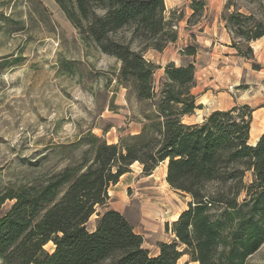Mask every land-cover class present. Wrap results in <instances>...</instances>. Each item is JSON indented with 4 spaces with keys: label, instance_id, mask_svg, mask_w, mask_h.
<instances>
[{
    "label": "trees",
    "instance_id": "16d2710c",
    "mask_svg": "<svg viewBox=\"0 0 264 264\" xmlns=\"http://www.w3.org/2000/svg\"><path fill=\"white\" fill-rule=\"evenodd\" d=\"M53 1L83 40L121 63L119 79L131 82L135 98L149 109L138 135L109 145L87 134V149L73 166L0 187V264H178L183 256L197 264H246L264 244V133L249 144L253 110L234 106L185 123L201 109L192 94L191 63L167 64L155 90L157 67L144 54L177 40L164 0ZM191 8L195 14L202 2L193 0ZM221 19L229 48L252 60L250 44L264 36V16L235 11ZM181 53L194 54L189 48ZM165 160L168 185L190 202L172 224L175 240L159 243L152 256L119 212L96 211L107 206L109 188L134 163L149 175ZM94 214L95 227L88 230ZM50 242L52 253L44 249Z\"/></svg>",
    "mask_w": 264,
    "mask_h": 264
},
{
    "label": "rangeland",
    "instance_id": "374dc122",
    "mask_svg": "<svg viewBox=\"0 0 264 264\" xmlns=\"http://www.w3.org/2000/svg\"><path fill=\"white\" fill-rule=\"evenodd\" d=\"M192 1L164 0V16L177 38L180 27L191 31L179 48L194 52L183 64L195 67L192 94L201 109L184 121L200 123L213 111L248 105L252 145L264 133V36L250 44L252 60L241 58L228 46L231 37L221 15L236 11L262 18L264 1L195 0L202 2L195 14ZM121 35L129 37V32ZM181 50L177 53L183 55ZM154 65L158 91L164 70ZM120 66L83 40L53 0H0V187L73 166L87 149L82 143L87 134L110 145L117 137H130L136 125L142 128L148 103L135 98L131 82L119 79ZM11 204L6 202L1 212ZM95 223L94 214L87 229ZM44 249L52 253L54 246L50 242ZM185 263L197 264L183 256L178 264ZM246 264H264V244Z\"/></svg>",
    "mask_w": 264,
    "mask_h": 264
},
{
    "label": "crops",
    "instance_id": "0c3cea01",
    "mask_svg": "<svg viewBox=\"0 0 264 264\" xmlns=\"http://www.w3.org/2000/svg\"><path fill=\"white\" fill-rule=\"evenodd\" d=\"M172 4L170 2L169 6ZM208 28L209 30L212 29L211 26L206 27V29ZM179 31L177 40L171 43L173 47L167 46L160 52L148 50L145 53V59L153 64H158L161 70H164L165 65L169 63H174L178 67L183 66L184 60L188 56L177 52L181 50L179 46L183 44L182 37L184 44L187 42V36L184 33H191V31H184L182 27L179 28ZM175 46H177L176 50H174ZM189 63L193 64L192 62ZM184 119L189 120L190 117ZM140 131L141 127L136 125L130 131V135H138ZM118 140L119 137L109 143L116 144ZM167 163V160L161 162L149 175H144L142 166L137 162L134 163L130 172L122 175L117 184L109 188L107 206L105 208L99 207L96 211L100 214L106 209L119 212L130 223L133 231L142 236L143 247L152 256L159 254V243H171L175 240L171 230L172 224L187 209L190 202L188 195L179 193L168 185L166 181ZM158 174H161L160 181L156 179ZM177 195L185 197L186 202L184 204L178 202L176 200ZM97 217L95 214V220ZM94 227L95 225L91 230Z\"/></svg>",
    "mask_w": 264,
    "mask_h": 264
},
{
    "label": "bare ground",
    "instance_id": "6f19581e",
    "mask_svg": "<svg viewBox=\"0 0 264 264\" xmlns=\"http://www.w3.org/2000/svg\"><path fill=\"white\" fill-rule=\"evenodd\" d=\"M252 138H253V137H252V129H251V131H250V140H251ZM257 139H258V138L256 137V138H255V141H257ZM250 140H249V141H250Z\"/></svg>",
    "mask_w": 264,
    "mask_h": 264
},
{
    "label": "water",
    "instance_id": "95a60500",
    "mask_svg": "<svg viewBox=\"0 0 264 264\" xmlns=\"http://www.w3.org/2000/svg\"><path fill=\"white\" fill-rule=\"evenodd\" d=\"M259 140V138L257 139V141ZM257 141L254 143V144H252V146H255L256 145V143H257Z\"/></svg>",
    "mask_w": 264,
    "mask_h": 264
}]
</instances>
